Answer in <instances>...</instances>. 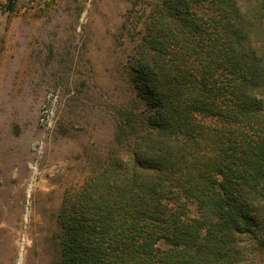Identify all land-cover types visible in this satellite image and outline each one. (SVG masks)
Listing matches in <instances>:
<instances>
[{
  "label": "trees",
  "instance_id": "1",
  "mask_svg": "<svg viewBox=\"0 0 264 264\" xmlns=\"http://www.w3.org/2000/svg\"><path fill=\"white\" fill-rule=\"evenodd\" d=\"M262 2H163L133 66L146 109L119 113L117 155L67 201L61 264L263 258Z\"/></svg>",
  "mask_w": 264,
  "mask_h": 264
},
{
  "label": "rangeland",
  "instance_id": "2",
  "mask_svg": "<svg viewBox=\"0 0 264 264\" xmlns=\"http://www.w3.org/2000/svg\"><path fill=\"white\" fill-rule=\"evenodd\" d=\"M164 1L0 0V264H61L67 201L146 109L133 66Z\"/></svg>",
  "mask_w": 264,
  "mask_h": 264
}]
</instances>
